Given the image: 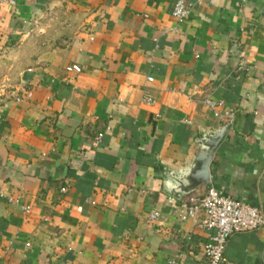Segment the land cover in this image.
Instances as JSON below:
<instances>
[{"label": "crops", "instance_id": "0c3cea01", "mask_svg": "<svg viewBox=\"0 0 264 264\" xmlns=\"http://www.w3.org/2000/svg\"><path fill=\"white\" fill-rule=\"evenodd\" d=\"M15 1L0 9V264H206L213 231L178 218L187 191L264 213V0H182V23L178 0ZM223 259L264 264V234L232 235Z\"/></svg>", "mask_w": 264, "mask_h": 264}, {"label": "built area", "instance_id": "2783aa9c", "mask_svg": "<svg viewBox=\"0 0 264 264\" xmlns=\"http://www.w3.org/2000/svg\"><path fill=\"white\" fill-rule=\"evenodd\" d=\"M15 0H0V9L5 6L14 7ZM188 6L182 0H178L173 7L172 17L176 23H182L188 17ZM68 73H80L81 68L72 64L65 68ZM152 81L151 77L147 78ZM145 103H152L148 97L143 100ZM210 109L223 106V103H214L205 98L203 101ZM219 115V114H218ZM224 124L229 129L233 127L235 113L231 109H225L221 113ZM102 133L95 136L96 144L100 142ZM66 191V187L60 189ZM8 202L17 203L18 198L9 197ZM24 213L30 211V207L23 208ZM199 213L202 214L201 220L198 221L200 227L206 230H212L213 234L209 237L208 242L203 246V255L206 264H222L224 259V250L229 237L235 234L246 232H262L264 234V213L260 207H253L249 204L240 202L213 187L206 188L202 193L187 195L178 205V218L180 221H187L195 218ZM159 214L152 212L149 215L150 220H156Z\"/></svg>", "mask_w": 264, "mask_h": 264}, {"label": "water", "instance_id": "95a60500", "mask_svg": "<svg viewBox=\"0 0 264 264\" xmlns=\"http://www.w3.org/2000/svg\"><path fill=\"white\" fill-rule=\"evenodd\" d=\"M228 128L227 125H223L222 126V129L226 130ZM219 134L215 136V138H219ZM204 148H205V152H207L206 154H204L200 159H199V162H200V167H199V173L197 175V178L199 180V182L201 183H207L208 181V164L210 162V159H211V153H212V148L214 146V142H208L206 141L204 143ZM191 193V191H187L185 193V196L189 195Z\"/></svg>", "mask_w": 264, "mask_h": 264}]
</instances>
